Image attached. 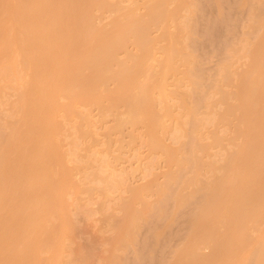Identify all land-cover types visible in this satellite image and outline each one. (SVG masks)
<instances>
[{
    "label": "rangeland",
    "instance_id": "rangeland-1",
    "mask_svg": "<svg viewBox=\"0 0 264 264\" xmlns=\"http://www.w3.org/2000/svg\"><path fill=\"white\" fill-rule=\"evenodd\" d=\"M42 1L3 0L10 9L0 7L6 21L5 28L0 26V138H9L2 144L19 173L16 200L10 208L7 203L4 214L9 230L37 240L27 263L37 257L47 264H174L191 240L196 218L205 220L200 208L209 206L212 186L224 181V170L234 165L235 153L247 142L241 134L247 113L242 107L258 110L243 98L242 105L240 98L248 97L246 87L254 86L259 75L260 60L254 61L253 53L264 34V0H160L162 13L152 18L149 9L156 0H79L76 16L65 9L67 29L49 22L60 2L39 11ZM131 16L147 20L143 33L125 27ZM36 18L41 19L36 29L49 30V38H31L27 25ZM74 30L73 40H78L65 41V33ZM102 35L113 56L96 60L99 66L92 70L91 58L79 52L89 55L83 40L95 43ZM169 43L174 53L164 71ZM49 51L52 57L41 58ZM137 60L140 69L123 86L116 74L131 71ZM60 63L67 74L95 79L57 84L38 115L41 129L28 137L15 132L27 122L29 102L23 96L28 82L46 81ZM251 76L254 81L247 85ZM144 94L161 117L156 145L146 121H135ZM127 95L138 96V102L131 103ZM44 146L51 151L45 166L50 179H64L57 201L36 188L44 179L38 166ZM1 183L12 179L5 176ZM46 203H56L54 210ZM129 215L137 220L130 233L125 227ZM259 218L244 223L246 244L254 252L264 231ZM121 235L127 240L121 241ZM209 243L199 242L196 254L210 255ZM247 254L245 262H255L258 254Z\"/></svg>",
    "mask_w": 264,
    "mask_h": 264
},
{
    "label": "bare ground",
    "instance_id": "bare-ground-1",
    "mask_svg": "<svg viewBox=\"0 0 264 264\" xmlns=\"http://www.w3.org/2000/svg\"><path fill=\"white\" fill-rule=\"evenodd\" d=\"M53 1H59L61 4V7L51 13V16L49 18V22L54 25V26H59L61 28H68V25L63 22L64 19V12L65 9L70 13L74 12L76 16L77 12L79 11L78 3L79 0H43L39 4V11L41 8L47 6ZM0 7L4 9L6 12L9 10V6L4 4L3 0H0ZM3 11V12H4ZM40 13V12H39ZM149 13L151 18L152 17H158L161 15L162 11L160 9V0H156L151 4ZM3 14V13H1ZM2 16V17H1ZM5 19L4 15H0V26L3 25V28H5ZM76 23H79L76 20ZM147 20H143L140 17H135L131 16L126 23V28H129L130 30H135V31H140V33L144 32V26L146 25ZM2 24V25H1ZM41 24V19L36 18L33 22L29 23L27 27L29 29H32L31 33V38L33 40H42L43 38L47 39L50 37V32L49 30H37ZM78 24H76L77 26ZM1 28V27H0ZM49 29V28H47ZM1 30V29H0ZM75 33L76 30L72 32H66L65 35L63 36L64 40L70 43H73L78 40H73L75 38ZM258 40L257 46L255 45V51L253 53L254 61L260 60L258 62V65L255 64L256 68H258L257 71L256 68V74L259 75L255 77V82L254 86H251L248 82H250V79L248 78L247 85L249 84L251 87H254L257 85L256 89L253 90L248 85L249 93L247 92V98L246 94H240L242 96L241 99V104L243 105L244 102H247V105L249 104H257L258 107L255 110H259V112L255 111L253 112L252 106L249 108V111H245L244 108L246 109L247 107H241L243 108V113L245 112V115H242V120H243V128L241 129V134L248 137L247 142L245 141V145L241 146V151L237 150V153H235V167L233 165L234 160L233 157L230 159L231 167L229 165L228 169L234 170L233 171H228V169L224 171H228L227 174L225 172L224 175L226 176L224 181L223 177L220 181L221 184L215 185L216 188H214V185L212 186L213 189L212 191H215V194L211 192V188L209 192L213 198H210V202L208 200L209 206L207 205L201 206V210H203L201 215L205 216V220H201L198 217V220L196 218L195 222L193 219L194 227L190 229L192 230L191 235V240H189L188 245L187 243L185 244V248L183 247L178 251L179 254L176 256V261L174 264H264V231L261 233L258 237L257 240L258 246L256 251L254 252L255 248L251 247L247 244H249L247 238L245 237V229L246 225L244 226V223L246 222L245 219H254L259 218L258 220L264 221V117H261V114L264 115V34H262ZM83 42H86L87 46L89 47L90 54H84V52H79L80 56H89L91 65L90 67L92 70H95L99 65L95 63L96 60L104 61L105 58L110 59L112 58L113 54L111 51L108 50V48L105 45V37L102 35L100 36L95 43H91V40L84 39ZM172 43H169L167 48H166V58L164 59V63L162 61L161 65H164L166 71L169 67V62H171L172 55L174 53L173 48L171 47ZM70 45H66L65 48H70ZM257 48V49H256ZM102 51H106V54L104 55ZM50 52V51H49ZM256 52V53H255ZM50 57H52V53H45L41 58L48 60ZM257 59V60H255ZM253 61V63H254ZM47 63V62H45ZM256 63V62H255ZM253 66V64H252ZM103 67L106 68V64H103ZM141 67V60L136 61V65L134 68H132L131 71H124L123 69L120 70L116 75L120 78L121 84L124 86L127 85V83L130 82V78L133 76V74L139 70ZM253 68V67H252ZM159 73H161L159 71ZM158 73V77L160 74ZM74 74V73H71ZM246 75V74H245ZM248 75V74H247ZM247 75L245 77H247ZM157 76V74H156ZM249 76V75H248ZM164 78V77H163ZM162 80L164 81V79ZM95 79V76H82L81 72H76L74 75L67 74L64 68V64L60 63L57 67V69L53 72V76L51 78H48L46 81H36L35 79L31 80V82H28L26 88L24 89V96L26 97V102L28 101V105L25 107L24 112H25V120L27 122H24L22 124V127L19 128V130L16 128L15 132H24V136H32L34 133L38 131V129H41V126L38 125L37 123V118L38 115L41 111L42 108L46 107L49 104V93L51 90H54V87L59 84V85H65V84H71L70 82H75V81H80L81 84H89L92 83ZM243 79V77H242ZM247 78L243 79V82H246ZM253 80V79H252ZM251 80V82H252ZM254 81V80H253ZM161 82V81H160ZM258 83V84H257ZM260 83V84H259ZM245 84V83H244ZM256 84V85H255ZM245 84V86H247ZM258 85L260 87L258 88ZM251 88V91H250ZM243 89V88H241ZM242 93L246 92L244 90H241ZM146 93V92H144ZM240 93V92H239ZM181 95V94H180ZM239 95V94H238ZM31 96L37 97L36 99L31 98ZM145 99L143 100L144 102L139 104L137 107L139 116L135 121H146L148 131L150 132L151 135V144L156 145L157 144V138L154 135V131L156 128L157 123H160L161 117L157 116V113L153 111V108L151 110V99L147 94H144ZM149 97V98H148ZM239 97V96H237ZM29 98V99H28ZM127 98L131 100V103L138 102V96H131L127 95ZM242 98H243V103H242ZM239 99V98H238ZM247 99V100H246ZM147 100V102H146ZM149 100V101H148ZM250 100L251 103H248ZM151 103V104H149ZM168 104L165 105V108L167 107ZM246 105V106H247ZM256 105V106H257ZM248 106V107H249ZM261 106L263 107L262 109ZM169 107V105H168ZM261 110V112H260ZM167 111V109H165ZM164 113L166 114V112ZM260 113V119H255L257 118L254 113ZM252 114H254L253 118ZM136 121V122H137ZM135 122V123H136ZM138 123V122H137ZM13 136L10 137L12 139ZM0 264H47L45 261L41 260L40 258L35 257L31 262L27 263L26 258L32 254V251L35 249L36 245V239L32 237H28L24 234V232H13L9 230L8 225H7V219L4 220V214L8 210L7 208V203L9 202V208L11 207L12 204H14V200H16V194L15 190L18 187V180L17 177L19 178V173L16 170V165H15V160H9L8 158V151H6V148L3 147V142H7L9 138H6L2 141V138H0ZM244 147V149L242 148ZM244 151V152H243ZM239 153V154H238ZM51 151L50 148L47 146L43 147V156L38 162V166L44 170V179L39 181L37 183L40 195L42 197L48 195L50 198L53 200L59 199L60 198V189L63 185V180L60 178H57L53 181V179H50L49 176V170L46 166V162L48 158L50 157ZM237 154V156H236ZM171 157V156H170ZM239 164L237 166V163ZM241 163V164H240ZM234 167V168H232ZM237 167V168H236ZM240 167V168H239ZM239 169V170H238ZM237 170V172H236ZM231 172V173H230ZM7 177L9 179H12V183L8 185H2L1 181L4 179V177ZM168 179H170L168 177ZM56 181H61L60 183ZM54 183V184H53ZM219 183V182H218ZM21 185V184H20ZM211 187V186H210ZM57 188V189H56ZM59 188V189H58ZM208 188V187H207ZM248 188V192L245 191V189ZM244 190V191H243ZM245 193V194H244ZM208 194V193H207ZM59 195V197H58ZM209 196V195H208ZM207 196V198H209ZM57 201V200H56ZM180 199L177 200V203L179 202L180 204ZM207 202V201H206ZM248 202V203H247ZM22 203V202H21ZM53 203H46V208L50 209V211H53L54 209L53 206H56V203L52 205ZM7 208V209H6ZM206 208V211L204 210ZM130 213L133 217L134 215H137V212L130 210ZM206 212V214H205ZM129 213V214H130ZM201 213V211H200ZM34 213H32L33 215ZM127 221H125V227L129 226L127 230H129L131 227L135 228L137 224V220L132 218V216ZM251 217V218H250ZM136 218V217H135ZM136 220V221H135ZM256 220V219H255ZM200 221V222H199ZM203 221V222H202ZM136 222V223H135ZM193 224V223H192ZM220 224V226H219ZM221 224L223 226V229H221ZM134 225V226H132ZM225 226V228H224ZM192 227V226H191ZM133 228V229H134ZM125 229V230H126ZM132 229V232H133ZM123 232H126V231ZM223 230V231H222ZM131 231L129 230V233ZM128 231L125 233V236H128ZM132 234V233H131ZM130 234V235H131ZM245 234V235H244ZM125 236L121 235V238L124 240H127ZM130 238V236H128ZM16 239V240H15ZM121 239V241L123 240ZM208 239V240H207ZM255 239V243L257 244V241ZM206 240L207 243L210 244L211 250L213 252H210V255L204 256L205 254L198 255L196 254V245L199 242H204ZM248 242V243H247ZM212 243V245H211ZM247 243V244H246ZM248 246V247H247ZM250 247V248H249ZM247 248V250H246ZM254 248L251 253H257L258 255L255 256V262L254 260L250 263L245 262V257L251 254L250 249ZM249 249V250H248ZM198 253V252H197ZM246 255V256H245ZM253 256V257H254ZM247 258V257H246ZM259 258V259H258ZM258 262H257V260ZM245 262V263H244ZM257 262V263H256Z\"/></svg>",
    "mask_w": 264,
    "mask_h": 264
}]
</instances>
